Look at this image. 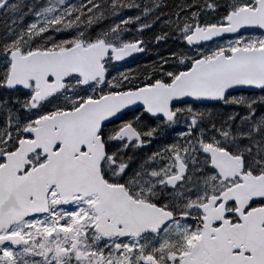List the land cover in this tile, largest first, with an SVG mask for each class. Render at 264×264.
Returning <instances> with one entry per match:
<instances>
[{
  "label": "snow or ice",
  "instance_id": "obj_1",
  "mask_svg": "<svg viewBox=\"0 0 264 264\" xmlns=\"http://www.w3.org/2000/svg\"><path fill=\"white\" fill-rule=\"evenodd\" d=\"M0 17V264H264V0Z\"/></svg>",
  "mask_w": 264,
  "mask_h": 264
},
{
  "label": "trees",
  "instance_id": "obj_2",
  "mask_svg": "<svg viewBox=\"0 0 264 264\" xmlns=\"http://www.w3.org/2000/svg\"><path fill=\"white\" fill-rule=\"evenodd\" d=\"M172 1H174V0H167V3L170 5V6H173V2ZM157 28V27H156ZM145 55V54H144ZM143 55V56H144Z\"/></svg>",
  "mask_w": 264,
  "mask_h": 264
},
{
  "label": "flooded vegetation",
  "instance_id": "obj_3",
  "mask_svg": "<svg viewBox=\"0 0 264 264\" xmlns=\"http://www.w3.org/2000/svg\"><path fill=\"white\" fill-rule=\"evenodd\" d=\"M141 64V63H140Z\"/></svg>",
  "mask_w": 264,
  "mask_h": 264
}]
</instances>
